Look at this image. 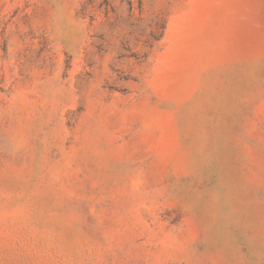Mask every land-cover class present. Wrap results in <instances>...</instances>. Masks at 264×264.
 I'll return each instance as SVG.
<instances>
[{"label":"rangeland","instance_id":"rangeland-1","mask_svg":"<svg viewBox=\"0 0 264 264\" xmlns=\"http://www.w3.org/2000/svg\"><path fill=\"white\" fill-rule=\"evenodd\" d=\"M0 264H264V0H0Z\"/></svg>","mask_w":264,"mask_h":264}]
</instances>
